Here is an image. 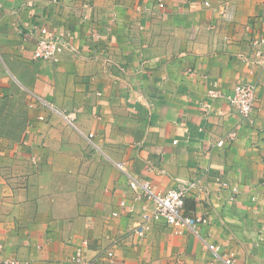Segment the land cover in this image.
<instances>
[{"label": "crops", "instance_id": "1", "mask_svg": "<svg viewBox=\"0 0 264 264\" xmlns=\"http://www.w3.org/2000/svg\"><path fill=\"white\" fill-rule=\"evenodd\" d=\"M39 27L70 33L72 49L33 60L35 37L21 32ZM257 50L264 0H0V264H71L82 241L93 264L107 251L117 264H224L206 243L264 264ZM246 82L257 83L248 119L209 95ZM31 94L74 112V127L30 107ZM118 163L157 192L207 185L184 201V215L208 219L198 235L155 223L132 236L151 203L133 199Z\"/></svg>", "mask_w": 264, "mask_h": 264}, {"label": "built area", "instance_id": "2", "mask_svg": "<svg viewBox=\"0 0 264 264\" xmlns=\"http://www.w3.org/2000/svg\"><path fill=\"white\" fill-rule=\"evenodd\" d=\"M162 7V5H160ZM24 40L29 36L35 37V44L32 50V59L39 61H46L55 63L58 61L59 56L68 49H72L70 33L60 34L56 31L50 30L46 27H39L29 31V35L21 32ZM254 44H263V40H257ZM254 56L261 58L260 61H253L264 67V51L257 50ZM252 73V72H250ZM257 83L246 82L244 84L236 85L232 93L223 96L216 91H209L212 98H224L226 103L236 109L242 119H248L254 109L256 96H257ZM32 95V104L30 107L38 104L42 109L48 110L52 114L59 116L66 124L74 127L75 113H65L55 108L52 104L41 98ZM43 116H39L38 120L42 121ZM236 134L232 132L226 139L227 142L232 141ZM224 140L217 143L222 146ZM114 166L123 173L127 178L128 189L131 192L135 201L150 202L151 207L142 208V213L139 216L137 226L132 230L131 235L139 238L145 237L151 224L160 223L168 227L174 235L182 236L186 234L198 235L200 226L205 225L208 219L203 216H186L183 214L184 201L192 197L197 199L200 194L204 195L208 191V186L202 184L199 180H191L188 182H179L174 188H170L165 192H157L153 189L152 184L146 180H138L128 174L121 163L114 164ZM224 186V183L220 184ZM235 191V190H233ZM126 201L120 202V207H125ZM131 209V207H130ZM112 216H117V213H112ZM87 241H82L74 249L71 256V264H93L91 260H87L84 256V247L87 246ZM210 253L217 259L222 260L224 264H233L232 255L224 253L221 246L216 244H205ZM105 258L109 264H117L115 256L112 251L105 253ZM4 264H18L13 260H6Z\"/></svg>", "mask_w": 264, "mask_h": 264}]
</instances>
